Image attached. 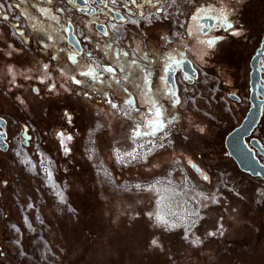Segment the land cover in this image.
Masks as SVG:
<instances>
[{
    "label": "rangeland",
    "instance_id": "rangeland-1",
    "mask_svg": "<svg viewBox=\"0 0 264 264\" xmlns=\"http://www.w3.org/2000/svg\"><path fill=\"white\" fill-rule=\"evenodd\" d=\"M242 10L244 27L255 36L264 5L255 0ZM130 26L127 33L140 35L148 51L151 46L160 53L171 45L169 39L179 40L174 46L187 47L204 80L190 89L182 86L179 104L173 103L175 98H113L102 88L93 93L78 90L77 98H69V93L41 97L32 92L36 82L26 98L2 92L0 110L10 123L13 148L9 160L0 155L5 159L0 164V179L4 177L0 185L7 182V189L0 192V264H264V181L258 178L250 186L247 179L253 177L225 156L226 136L248 112V98L237 104L227 96L233 88L231 76L237 73L233 63L244 52L241 39H231L218 50L216 62L221 58L229 63H213V74L201 65L209 61L199 45L182 40L184 22L175 19L169 26L146 21L141 31ZM128 52L135 62L141 60L133 49ZM90 62L96 72L105 71L101 55L90 57ZM151 101L163 106L166 126L155 135L133 137L137 124L143 129L153 118L146 113L153 112ZM68 105L83 111V138L69 160L86 176H58L55 156L64 151L57 133L64 130L46 127L52 111L70 110ZM255 136L264 142V125ZM149 141L155 142L156 150L138 156L139 144ZM134 148L135 160L125 155ZM45 163L50 164V177ZM193 212L199 213L195 219ZM149 213L161 214L176 227L157 226ZM192 221L196 231L188 236ZM221 225L222 234L217 231ZM196 237L199 245L190 242ZM153 239L161 247L152 246ZM224 257L229 261H222Z\"/></svg>",
    "mask_w": 264,
    "mask_h": 264
},
{
    "label": "flooded vegetation",
    "instance_id": "flooded-vegetation-1",
    "mask_svg": "<svg viewBox=\"0 0 264 264\" xmlns=\"http://www.w3.org/2000/svg\"><path fill=\"white\" fill-rule=\"evenodd\" d=\"M254 1L176 0V3L173 4L172 0H160V3L156 4V0H153V4L156 5L153 7V5L144 4V0H137L136 4H132L131 0H115V3H112V0H87V2L85 0H71V2L70 0H61L62 4L59 6L57 0H0V4L4 5L3 8H0V94L3 92L10 94L12 98H26L31 84L36 82L38 87H33V94L39 95L40 93L41 97L48 96L49 98L50 96L59 98L60 95L67 97V93L73 95L69 98H74V95L77 98L78 90L93 93V91L98 92L99 88H102L101 91L104 94L108 93L105 95H111L113 98H175L166 94L169 89L182 98V86L187 89L193 88L205 78L201 70L193 63L187 47L174 46V42L179 40L173 42L169 39L168 43L171 45L161 49L160 53L151 46L148 51L141 43L143 40L140 35L135 34L132 30H130V34L127 33L130 25L141 31V27L146 21L151 25L163 22L171 26L173 20L177 19L184 22L182 40L196 42L194 44L199 45L201 54H204L206 61H209L206 62L207 65H201L209 73H215L213 63L219 62L224 65L228 62L227 59L221 58L216 62L219 55L218 50L225 42L228 43L231 39H241L244 52L238 63V59L233 63L234 66L236 64L233 70H236L237 73L233 72L234 75L231 76L233 88H230L227 96L237 104H242L243 98H248L249 111L252 106L250 103L253 71L251 63L264 39V14L258 19L261 25L255 36H251V31L245 29L243 24L246 21V16L243 15L242 7ZM257 1L264 5V0ZM138 5H143V7H138ZM210 5L217 10L221 7L227 8L229 20L233 24L232 29L225 31L216 19L203 18L205 15L215 17L218 15V11L201 13V18L192 20V15L198 7L207 8ZM157 8L163 9V11L158 15L151 16L150 20L144 19V16L149 13L156 12ZM41 9L45 11H41ZM141 12L144 14L143 16L140 15ZM3 16L8 18L2 19ZM130 19L137 20L138 23L128 22ZM112 25H116L115 30ZM70 31H73L79 42L77 48L68 43ZM105 31L108 32L107 36L104 35ZM233 31L240 32V35H232ZM168 34H171V29ZM14 36L23 46L17 44L16 40L12 38ZM217 37H224V39L217 40L213 47L202 43V41ZM151 41L154 42V40ZM129 49H133L139 56L141 59L139 62L134 61L128 52ZM207 51L209 56H206ZM96 54L101 55L104 61L102 67L105 71L102 70V73L96 72L94 63L90 62V57H96ZM169 56L175 57L181 63L173 65L172 69H166ZM24 57L26 58L25 62L18 60ZM72 57H75V60ZM187 60L193 63V68L186 65L185 61ZM107 68H112L114 71L108 72ZM89 71L95 73L96 79L81 74ZM258 71L260 84L257 87L261 86L264 89L263 59H260ZM171 72L175 73V90L168 82V73ZM192 73L197 77L194 78ZM73 77L80 80L81 83L76 84ZM212 82L215 81L212 80ZM216 85L220 86L221 82L220 85L219 83ZM133 87L134 91L132 92ZM129 92L132 94L128 95ZM232 96L240 98V101L231 99ZM259 98L264 100V96L261 94H259ZM142 106L138 103L137 107L142 110ZM52 112L51 115L55 113V111ZM146 113L152 114L151 111ZM1 118L3 121H0V152L9 156L13 148V136L10 134V123L0 110V120ZM263 125L264 106L261 120L247 139L248 143L252 139H257L264 148V142L255 136L256 130ZM63 132L66 135H71L66 131ZM54 136L56 139V134ZM73 143L72 136V140L68 142L71 151L67 154L61 152L62 157L69 158L71 156ZM23 144L29 145L28 140H23ZM5 148H7L6 151H4ZM256 155L264 164V155L258 151H256ZM6 187L7 182H2L0 189Z\"/></svg>",
    "mask_w": 264,
    "mask_h": 264
},
{
    "label": "snow or ice",
    "instance_id": "snow-or-ice-1",
    "mask_svg": "<svg viewBox=\"0 0 264 264\" xmlns=\"http://www.w3.org/2000/svg\"><path fill=\"white\" fill-rule=\"evenodd\" d=\"M70 2H71V0H70ZM85 2H87V0H85ZM221 2H223V0H221ZM112 3H115V0H112ZM131 3L132 4H136L137 0H131ZM158 3H160V0H156V4H158ZM172 3L175 4L176 0H172ZM144 4H150V5H153V7L156 6L155 4H153V0H144ZM3 7H4V5L0 4V8H3ZM138 7L142 8L143 5H138ZM41 11H45V10L41 9ZM162 11H163V9L157 8L156 12L149 13L147 16H144V19L145 20H150L151 16L158 15ZM213 11H218V15L215 16V17H209V16L205 15L203 18H205V19H209V18L216 19L219 22L220 27H222L225 31L233 28V24L229 20V12H228L226 7H221L218 10L214 6H211V5L209 7H207V8H205L203 6L198 7L196 9L195 13L192 15V20L195 21V20H198L199 18H201V13H205L206 14V13L213 12ZM140 15L143 16L144 14L141 12ZM7 18H8L7 16H3L2 17V19H7ZM121 20H123V17H121ZM128 22L138 23L137 20H131V19ZM112 27H113L114 30L116 29V25H112ZM189 31H191V30H189ZM231 34L232 35H240V32L233 31ZM21 35H22V33H21ZM104 35L107 36L108 32L105 31ZM222 39H224V37H217L215 39H208L207 41H202V43H206L208 47H213L217 40H222ZM89 55H91V54L89 53ZM125 55H126V53H125ZM72 59L75 60V57H72ZM168 61H169V63L166 65V69H172L173 65H179L181 63V61H178L173 56H169L168 57ZM106 71L112 72L114 70L112 68H107ZM81 74L85 75V76H90L93 79H96L95 73L93 71L84 72V73H81ZM187 78L190 79V77H187ZM162 79H163V77H162ZM73 81L76 84H80L81 83V81L75 79V77H73ZM165 83H167V80H165ZM166 94L171 96V97H175V99L173 101L174 104H179L180 103L179 97L171 89L167 90ZM21 102L23 103V101H21ZM107 102L109 104H111L113 108L117 107L116 104L112 103L111 99H109ZM128 103H132V101L129 100ZM151 105H152V110H153V112H152L153 118L146 121V123L143 125V129L151 128L152 131L148 132L146 130H143L142 126L140 124H137L132 130L133 137H142V136H148V135H155L158 130H162L166 126L165 118H164L163 106L157 104L156 101H151ZM125 114L127 115V113H125ZM64 116H65V119H66L67 123L71 124L72 123V116L69 113H67V112L64 113ZM57 136L60 139V143H61V146L63 147L64 153L65 154L69 153L71 151V149L68 147V142H70L72 140V136L71 135H66L63 131L58 132ZM160 146L163 147L162 144ZM17 155H19V153H17ZM125 155H127L128 157H131V159L135 160L137 158V150L134 148L132 152L126 153ZM118 159H121V162H123L122 157H118ZM22 162L27 164L30 161L24 160ZM33 167H35V166L33 165ZM193 167L195 168L196 165H193ZM197 171H200V170L197 169ZM50 176H51V174L49 173V177ZM202 176H203L204 180H208L209 179V177L206 174H202ZM136 187L139 188L140 185H136ZM57 194L59 195V193H57ZM213 199H214V197H213ZM61 200H63L62 196H61ZM196 215H198V213H196ZM149 216L155 220L157 226H161V227H164L166 229H173V228L176 227L175 224H170L169 221L167 219H165V217L162 216L159 213H149ZM194 224H195V221H192L189 225H187V227L190 228ZM13 227H15V226H13ZM222 227L223 226L221 225L220 228L217 229V231H221ZM16 230L19 231V229H16ZM221 234H222V232H221ZM208 235L209 236H215V235H217V232H209ZM185 239H188L187 234L185 235ZM190 242L192 244H194V245H199L201 243V240H200L199 237H196L193 240H191ZM151 245L154 246V247H161V245H160V243H159V241L157 239H153L151 241Z\"/></svg>",
    "mask_w": 264,
    "mask_h": 264
},
{
    "label": "water",
    "instance_id": "water-1",
    "mask_svg": "<svg viewBox=\"0 0 264 264\" xmlns=\"http://www.w3.org/2000/svg\"><path fill=\"white\" fill-rule=\"evenodd\" d=\"M101 32L103 33L102 30ZM68 43L75 48L79 45L73 31H70L68 34ZM260 59L264 61V39L261 48L258 49L251 63L253 71L251 74L252 92L250 103L252 106L242 123L226 136L224 144L228 155L234 160L243 173L264 181V164L261 163L256 155V151L264 155V148L257 139H252L250 143L247 142V139L257 128L263 113L264 100L259 98V94L264 96V89L261 86L260 88L257 87V85L260 84V73L258 71ZM185 62L189 68H193V63L190 60ZM192 76L194 78L197 77L194 73H192ZM168 82L172 85L173 90H175L176 82L174 72L168 73ZM231 99L240 101V98H234L233 96Z\"/></svg>",
    "mask_w": 264,
    "mask_h": 264
},
{
    "label": "trees",
    "instance_id": "trees-1",
    "mask_svg": "<svg viewBox=\"0 0 264 264\" xmlns=\"http://www.w3.org/2000/svg\"><path fill=\"white\" fill-rule=\"evenodd\" d=\"M69 109H56L55 113L52 115V118H50L47 122V129L52 128L54 125L60 130H64L67 133L71 134L74 138V143L72 144L73 149L78 146L79 141L83 138V132H82V127H83V111L78 108L77 106L73 105H68ZM68 110L70 111V115L72 116V123L68 124L64 113L67 112ZM57 113L60 114V117L57 116ZM31 118V116H30ZM32 121L34 125H37L38 123L34 121V118H32ZM72 125V126H71ZM44 132V131H43ZM74 149V151H75ZM225 156L227 158H230L228 155V152L225 153ZM71 157V156H70ZM70 157L69 158H64L61 156L59 153L58 156H55V163L57 166V172L59 177H68L71 175L75 176H86L85 171L81 168L80 165L78 164H70ZM73 157V156H72ZM157 158V157H156ZM155 159V158H154ZM1 171V170H0ZM1 177V176H0ZM3 179H0V182ZM4 209V207H3ZM7 214V213H6ZM2 234V233H1Z\"/></svg>",
    "mask_w": 264,
    "mask_h": 264
},
{
    "label": "built area",
    "instance_id": "built-area-1",
    "mask_svg": "<svg viewBox=\"0 0 264 264\" xmlns=\"http://www.w3.org/2000/svg\"><path fill=\"white\" fill-rule=\"evenodd\" d=\"M88 53H90L89 51H88ZM140 146H139V153H138V156H142V157H145V155H151L152 154V151H154V149L156 148V144H155V142H151V141H149V142H144V143H142V144H139ZM156 150V149H155ZM102 168L104 169V172H106L107 173V170L104 168V165H102ZM45 170H47L46 171V174H48L49 175V173H50V164L49 163H45V168H44ZM112 176V175H111ZM196 212V211H195ZM195 212H193L192 213V218L193 219H195V218H197V216L199 215V213H198V215H196V213ZM195 213V214H194ZM201 217V215L198 217V219ZM188 228V227H187ZM195 231H196V226L195 227H190V228H188V236L191 234V233H195ZM223 230H221V231H219V233H221Z\"/></svg>",
    "mask_w": 264,
    "mask_h": 264
},
{
    "label": "crops",
    "instance_id": "crops-1",
    "mask_svg": "<svg viewBox=\"0 0 264 264\" xmlns=\"http://www.w3.org/2000/svg\"><path fill=\"white\" fill-rule=\"evenodd\" d=\"M4 150H5V149H4ZM5 151H6V150H5ZM0 155H2V152H0ZM3 155H4V154H3ZM3 155H2V156H3ZM2 156H0V164H1V160H5V159L2 158ZM5 156H6V160H9L10 155L8 156V155L5 154ZM2 162H5V161H2ZM7 162H8V161H7ZM6 166H7V163H6ZM1 167H2V166L0 165V170H1ZM3 179H4V177H3ZM240 179H241V178H240ZM256 179H258V178H249V180L247 179V181L250 182L249 185L251 186V185H252V181H254V180H256ZM4 189L6 190L7 188H4ZM1 191H3V189H0V192H1ZM0 195L2 196V194H0ZM1 196H0V197H1ZM2 197H3V196H2ZM2 205H3V204H2ZM1 208H2V207H1ZM2 209H3V208H2ZM246 210H247V209H246ZM221 213H222V212H221ZM221 216H222V214H221ZM216 248H217V247H216ZM221 259H222V261H223V260H225L226 262L229 261L226 257L221 258Z\"/></svg>",
    "mask_w": 264,
    "mask_h": 264
},
{
    "label": "bare ground",
    "instance_id": "bare-ground-1",
    "mask_svg": "<svg viewBox=\"0 0 264 264\" xmlns=\"http://www.w3.org/2000/svg\"><path fill=\"white\" fill-rule=\"evenodd\" d=\"M167 209V208H166ZM167 213V212H166Z\"/></svg>",
    "mask_w": 264,
    "mask_h": 264
}]
</instances>
